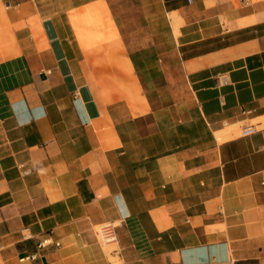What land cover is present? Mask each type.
Wrapping results in <instances>:
<instances>
[{"label":"crops","instance_id":"0c3cea01","mask_svg":"<svg viewBox=\"0 0 264 264\" xmlns=\"http://www.w3.org/2000/svg\"><path fill=\"white\" fill-rule=\"evenodd\" d=\"M0 264H264V0H0Z\"/></svg>","mask_w":264,"mask_h":264},{"label":"built area","instance_id":"2783aa9c","mask_svg":"<svg viewBox=\"0 0 264 264\" xmlns=\"http://www.w3.org/2000/svg\"><path fill=\"white\" fill-rule=\"evenodd\" d=\"M253 129L251 127H246L241 130V134L251 133ZM117 223L114 221H105L98 225V234L100 235L101 241L104 244H112L117 242L116 234ZM57 246L59 243H55Z\"/></svg>","mask_w":264,"mask_h":264},{"label":"rangeland","instance_id":"374dc122","mask_svg":"<svg viewBox=\"0 0 264 264\" xmlns=\"http://www.w3.org/2000/svg\"><path fill=\"white\" fill-rule=\"evenodd\" d=\"M105 84H107V83H105Z\"/></svg>","mask_w":264,"mask_h":264}]
</instances>
